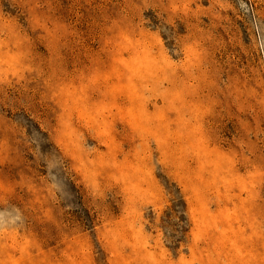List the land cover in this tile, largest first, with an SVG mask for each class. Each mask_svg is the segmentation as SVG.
Returning a JSON list of instances; mask_svg holds the SVG:
<instances>
[{
  "label": "rangeland",
  "instance_id": "1",
  "mask_svg": "<svg viewBox=\"0 0 264 264\" xmlns=\"http://www.w3.org/2000/svg\"><path fill=\"white\" fill-rule=\"evenodd\" d=\"M0 264H264V0H0Z\"/></svg>",
  "mask_w": 264,
  "mask_h": 264
}]
</instances>
